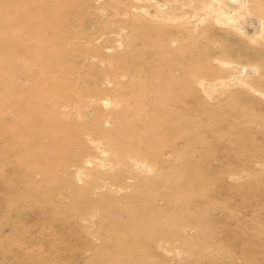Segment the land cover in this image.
<instances>
[{
	"label": "rangeland",
	"instance_id": "obj_1",
	"mask_svg": "<svg viewBox=\"0 0 264 264\" xmlns=\"http://www.w3.org/2000/svg\"><path fill=\"white\" fill-rule=\"evenodd\" d=\"M183 2L0 0V264H264V33Z\"/></svg>",
	"mask_w": 264,
	"mask_h": 264
},
{
	"label": "bare ground",
	"instance_id": "obj_2",
	"mask_svg": "<svg viewBox=\"0 0 264 264\" xmlns=\"http://www.w3.org/2000/svg\"><path fill=\"white\" fill-rule=\"evenodd\" d=\"M138 1L141 2V0H138ZM166 5L167 4H165V5L159 4L158 7L160 9L164 10ZM185 6H188L191 8L192 12H190L191 11L190 10L188 13H192L193 15H191V14L187 15L186 14L187 15V16L185 15L186 18L183 17V19L180 17L176 18V16L174 18L171 17L172 19L176 18L174 21L181 22V21L191 20V21L195 22V26L197 28L200 27L201 25H203L204 23L211 21L216 26L219 25L220 27L225 26V27H229V28H234V29H236V31L238 33L244 35L245 37H249L248 39H254L258 36H261V34L264 33V21L261 19H258L254 14L251 13L252 8L249 6V0H185V2H183L180 5V8L185 9L184 8ZM243 10L246 13L243 14L242 13ZM143 12H145V11H143ZM154 19H155V17H154ZM163 21H164V19H163ZM169 21H171V19ZM254 25L255 26L257 25V29L255 28ZM194 30H196V29H194ZM257 30L259 32L256 34ZM253 35H255V36H253ZM217 61H218V59H217ZM223 66L226 67L227 69L229 68L230 70H233V74L235 76L233 75V77H230L231 80H229L228 78H223V77L218 78V79L200 78V79H198V86H200V90L202 89L201 91H205L206 93H209L213 89L218 88L220 85H225V86L230 85L232 82L238 81L239 78L243 75L242 73H244V72L249 73V70H250V69L248 70V69L239 68V66L234 65V64H228V62L227 63L224 62ZM240 74H242V75H240ZM206 93H204V94H206ZM209 96H210V93H209ZM13 130H14V128H13ZM86 139H88V138H86ZM91 141H93V140H90L89 142H91ZM97 147H99V146H97ZM98 151H100V150H98ZM105 151H106V149H105ZM101 152H103V151H101ZM258 164H259V162H258ZM138 165H140V164H138ZM78 170H79V168H78ZM17 243H18V241H17Z\"/></svg>",
	"mask_w": 264,
	"mask_h": 264
}]
</instances>
